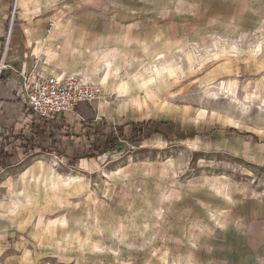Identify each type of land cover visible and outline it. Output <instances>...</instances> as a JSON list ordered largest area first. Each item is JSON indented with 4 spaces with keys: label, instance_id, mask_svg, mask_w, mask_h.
I'll return each mask as SVG.
<instances>
[{
    "label": "rangeland",
    "instance_id": "rangeland-1",
    "mask_svg": "<svg viewBox=\"0 0 264 264\" xmlns=\"http://www.w3.org/2000/svg\"><path fill=\"white\" fill-rule=\"evenodd\" d=\"M173 2L171 46L123 48L108 65L116 81L141 78L147 136L166 145L111 150L91 170L50 155L2 168L0 264L188 263L216 241L198 222L204 189L264 199V0Z\"/></svg>",
    "mask_w": 264,
    "mask_h": 264
},
{
    "label": "crops",
    "instance_id": "crops-1",
    "mask_svg": "<svg viewBox=\"0 0 264 264\" xmlns=\"http://www.w3.org/2000/svg\"><path fill=\"white\" fill-rule=\"evenodd\" d=\"M213 1L215 8L218 4ZM13 3L0 0V63L10 67L0 72V171L27 157L45 155L91 170L94 162L84 156L91 143L106 139L100 130L94 131L106 122L119 125L124 135L138 137L137 146L166 145L165 132L147 136L150 130L145 123L154 122H148L149 109L138 95L144 89L141 78L116 81L112 79L115 69L108 65L118 62L123 48L171 46L173 0H17L5 47ZM49 21L55 22L51 32ZM35 65L46 77L79 76L101 85L103 94H113L115 100L104 95L96 103L60 113L58 119L39 120L21 93L22 77ZM178 122L184 123H174ZM41 130L46 137H37ZM203 192L208 195L197 198L204 214L198 222L213 227L216 241L213 247L199 242L196 250L183 253L188 255V263L183 264H264V199L251 191L241 194L231 185L224 189L214 185ZM203 234L200 240L211 235Z\"/></svg>",
    "mask_w": 264,
    "mask_h": 264
},
{
    "label": "built area",
    "instance_id": "built-area-1",
    "mask_svg": "<svg viewBox=\"0 0 264 264\" xmlns=\"http://www.w3.org/2000/svg\"><path fill=\"white\" fill-rule=\"evenodd\" d=\"M17 14V0H14L9 18V29L5 39V47L10 38V27ZM55 22L49 21L47 31L54 29ZM37 62V60H36ZM10 67L0 63V72ZM21 93L26 107L39 119H58L60 113L74 112L81 104H92L102 97V88L79 76H43L35 65L31 71L22 77ZM100 130L103 137L108 139L111 149H107L102 156H110L111 150L122 154L123 150L127 154H132L136 150V140L133 136H126L120 132V126L115 123H105L103 126L94 128ZM103 142L96 143L92 150L95 156H99L97 146L101 147ZM51 159L61 164V160L56 156Z\"/></svg>",
    "mask_w": 264,
    "mask_h": 264
},
{
    "label": "trees",
    "instance_id": "trees-1",
    "mask_svg": "<svg viewBox=\"0 0 264 264\" xmlns=\"http://www.w3.org/2000/svg\"><path fill=\"white\" fill-rule=\"evenodd\" d=\"M140 123L139 124H136V125H133V132L136 133L137 129L140 127ZM52 127L54 128L55 125H52ZM42 136L43 138L46 137V135L44 133H42V130L40 131V133L37 134V137H40ZM96 143H91L87 149V154L84 156L86 158H91L93 157V153H91V151L94 149V146H95ZM95 149L98 150V153L101 155L103 154L107 149H111V145L108 141V139H105L103 141V145L101 147L97 146ZM114 150V149H113ZM90 152V153H89ZM0 157H2V154H0Z\"/></svg>",
    "mask_w": 264,
    "mask_h": 264
}]
</instances>
